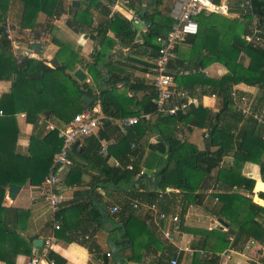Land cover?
Masks as SVG:
<instances>
[{
    "label": "trees",
    "instance_id": "16d2710c",
    "mask_svg": "<svg viewBox=\"0 0 264 264\" xmlns=\"http://www.w3.org/2000/svg\"><path fill=\"white\" fill-rule=\"evenodd\" d=\"M12 1L24 5V12L18 25L12 26L18 27L21 31L31 30V34H34L39 40L43 34L51 32L53 19L61 17L68 11L70 13L74 11L66 5V0ZM215 1L220 2V0ZM250 1L252 13L248 12L244 15L246 21L230 19L216 13L200 15L197 19L198 34L190 36L185 42L192 47L190 59H176V72H171L179 85L186 86L187 81L189 84L207 85L210 88L207 93L216 95L219 99L220 109L217 113L202 105L197 108L191 106L189 110V113L193 114L189 124L192 127L208 129L209 136L206 138V148L203 151H199L194 145L181 142L175 137L178 123L186 119L188 115L184 116L179 113L177 116H164L158 114L155 103L156 89L152 85L145 86L140 82L132 83L128 76H121L122 73L113 68V65H124L120 60L114 61L111 57L110 62H107V51H112L117 47L130 48L140 55L147 53L150 59H156L161 47L160 39L169 34L174 24V20L170 16L172 8L166 7L165 12L160 10V7L164 6V0L154 1V4L151 5L154 8L153 12L149 11L150 7L148 6L145 17L141 16V0H131L134 8L137 3L140 4L136 11L148 26L145 33H141L140 29L123 16L117 15L114 19H110L111 0H107L109 5H105L102 0H85L86 5L80 18L69 19L67 25L76 33L88 32L90 39L99 47L101 46V50L95 48L91 54L92 61L87 62L79 52L53 38V43L60 46L56 55L60 67L54 66L51 61L27 57L18 63L10 51L9 42L1 38V34L6 28V18L0 12V81L12 82L11 92L3 95L0 99V111L4 113V116L0 117V242L7 246L8 251L11 249V242L19 244L21 240L12 233L13 228L6 222L5 215L12 212L18 215L27 212L4 207L6 189L10 185L23 187L28 181L32 186H41L51 172L58 170L54 166V158L63 146V139L59 137L58 130L50 131L46 135L37 133L40 126V114L53 119L58 127L65 128L77 114L91 109L97 104H100L101 110L110 120L142 117L143 115L156 118L155 122L141 118V123L131 128L126 134H122L117 126L114 128L119 133L120 144H123L124 147L123 158L119 162L123 167L133 165V170L108 165L109 154L105 157L100 154L102 149L100 141L107 138L102 131L95 138L94 144L89 136L86 140V150L80 154L72 151L70 158L75 162L78 158L98 165L99 177L91 189L98 184L104 186L110 183L113 187L119 186L121 183L130 185L138 178L139 182L128 191V196L123 200V207L114 214L110 212L108 204L102 203L96 195H91V190H89L90 201L73 205L74 211L77 215L79 214L77 223L70 224L63 211L57 214V219L60 221V229L57 230L59 238L70 243L79 241L89 245V239L99 230L104 229V217L101 214L100 206L96 205L98 202L107 209V217L111 224H124L127 238L134 242L136 235L143 233L152 243L156 241L157 230L150 227L147 213L145 217L148 225H145L146 221L142 222L136 226L139 232L132 233V221L137 218L135 217L137 211L132 209L131 202L134 200L154 202L160 192H164L169 187L176 189L177 192L165 193L160 208L165 212H172L171 209H176L180 205L179 216L183 223L188 208L193 204L203 203L204 197L197 191L209 180L211 173L218 168L215 183L220 193L213 197L218 199L217 203L208 209L221 221H228L237 230H229L228 233L215 230L218 238L224 240L223 246L218 250L208 251L222 253L231 247L236 248L248 240H256L264 244V229L259 221L264 208L255 204L245 194L240 193L244 191L252 194L255 189L256 181L243 175V169L249 163L259 166L261 179L264 182V125L252 118L246 119L237 113L233 98L234 87L245 84L257 87L262 92L261 100L264 99V42L255 46L245 40V36L253 31L254 17L258 20V27L262 30L264 39V0ZM239 4L240 2L232 6L231 13L243 15ZM96 7L101 8L103 18L95 26L93 9ZM39 13H45L52 20H49L45 28L37 32L35 30ZM109 33H112L113 36L110 37ZM105 47L108 48L107 51ZM178 48L179 46L177 51ZM140 49L144 51L138 52ZM120 54L126 62L150 66L149 63L142 62V60L123 57L122 50ZM245 57L250 60L248 64L245 63ZM214 63L224 65L229 72L218 80L206 79L202 74L189 75V77L178 74L181 69H188L191 66L205 69ZM78 66H82L89 72L96 88L87 82L81 84L74 78L73 72ZM105 67L108 68L106 73L103 71ZM148 71L147 68L144 73H148ZM121 84L129 85L130 93L145 92L135 105L134 110L131 105H134L136 98L126 96L128 101H124L117 95L116 89ZM84 97L92 101L90 106L83 102ZM259 102L262 103V101ZM122 105L125 108H122ZM127 106L129 107L126 108ZM137 109L140 110L137 111ZM256 110H258L257 104ZM21 112L26 113L27 122L34 126L36 132L31 137L32 155L26 158L32 164L28 163L27 167L18 163L21 157L15 153L14 146L17 135L15 116ZM109 119L104 121L107 128L110 127ZM152 135L167 146L166 157L162 160L160 169L156 173L159 179L156 189L151 188L149 184L145 185L147 176L142 172L139 164L144 153L142 140ZM230 155H235L232 166L220 167L224 158ZM129 156L136 158L135 161L130 162ZM129 162L130 164H128ZM78 165L77 163L76 166ZM164 165V170L160 172ZM29 166L31 169L27 172ZM234 186H237L239 190L234 192ZM260 197L264 199V193H261ZM208 203L210 205L212 202ZM62 217L63 219H61ZM142 230L143 232H141ZM232 236L235 237L233 243L229 239ZM24 244L27 247L23 252L32 255L33 243L30 241V244L25 242ZM171 255L173 253L169 250L160 257L159 263L164 262L165 264L168 260L170 264L169 260L174 257ZM9 256H12V252H9ZM198 256H194L192 264H218L216 257L200 261ZM48 258L55 260L56 264H65V260L54 252H50ZM225 259H223V264ZM130 260L132 257L129 258ZM122 262L126 264L125 259Z\"/></svg>",
    "mask_w": 264,
    "mask_h": 264
},
{
    "label": "crops",
    "instance_id": "0c3cea01",
    "mask_svg": "<svg viewBox=\"0 0 264 264\" xmlns=\"http://www.w3.org/2000/svg\"><path fill=\"white\" fill-rule=\"evenodd\" d=\"M73 1L74 0H66V5L68 7H71L74 11H72L71 13L68 11L66 14H63L57 19L52 20L47 17L45 13H39L37 18V28L35 31L39 32L43 28H45V25L49 20H52L51 23L53 27L50 33L46 32L45 34H43L40 40L38 39V42L43 43V51L36 54V59L47 60L51 62L54 58L57 59L56 55L60 49V46L53 43V38L61 42L62 44H67L70 49L79 52L80 56L87 62L92 61L91 54L93 53L95 48L101 50V46L99 47L98 45H96V43H94L92 39H90L88 32L76 33L68 27L67 21L69 19L80 18L81 12L86 5L85 0H76L79 1V6L77 8H74L72 6ZM102 1L105 5H109L107 0ZM114 1L115 0H111L110 6ZM240 1L241 0H220V2L230 3L231 7L234 6L235 3H238ZM176 2L177 1H174V5ZM136 5L137 7H139L140 4L137 3ZM133 9L135 8L133 7ZM23 10L24 5L20 2L14 3L12 0H0V12L6 18V26L8 25L12 28H18L12 25H18L21 15L24 12ZM93 13L94 24L96 26L103 18V13L101 8L98 7L93 9ZM135 13H137L136 10ZM232 15H238L237 17H239V13H231L229 17H231ZM231 19L235 18L231 17ZM241 20L242 19H240V21ZM144 29L145 28L142 25L140 27L141 33L142 31H144ZM26 31H28L29 33L32 32L31 30ZM29 33H26L25 35H28ZM109 36L112 37L113 34L109 33ZM191 48V45L187 43H183L179 46L178 51L176 52V57L170 64L171 72H176V59H190ZM102 49L104 50V48ZM105 50L107 51L108 48L105 47ZM121 50L123 57L142 60V62L149 63L150 66L147 67L142 63H135L130 61L126 62L121 58ZM142 51L144 50H138V52ZM107 52V62H110V58L112 57L114 61L120 60L121 64H124L117 66L113 65L114 69L122 73L121 76H128L132 83L140 82L145 86L151 85V77H149V75L155 59H150L147 56V53H145V55H140L137 54L135 50H131L130 48L121 49L118 47L112 51ZM41 54L45 56V58H40L39 56ZM245 59V63L248 64L249 59H247L246 57ZM78 68L83 69L82 66H78L75 71ZM147 68L149 69L148 73H144V70H146ZM83 70L89 76L87 83L90 84V86H92L93 88H96L93 77L89 74L88 71H86L85 69ZM107 70V67L103 69L105 73L107 72ZM204 70L209 74V76L206 77L204 74L202 75H204V77L209 80H218L229 72V70L220 63L211 64ZM175 84L177 100L182 101L185 99H189L192 102L191 106L197 108L198 106L202 105L203 107L211 110L214 113H217L219 111V99L216 95L214 96L213 94L207 93L210 90L207 85L200 83L189 84V81H187V83L185 84L186 86H182L179 85V82H177V80H175ZM11 85V81H0V99L3 95L9 94L11 92ZM116 90L118 93L126 91V96L128 98H136L134 105H131L133 110L135 109V105L141 100L145 93L144 91H140L138 93H130L129 85L125 84L119 85ZM234 91L238 96H246L250 100L255 101V103L257 104V109L264 112V108H260V106H264V99L261 100L262 92L259 91L257 87H250L245 84H240L234 87ZM259 101H262V103L260 102L262 104L260 106ZM98 105L100 106V104H97V106ZM128 107L129 106H127L126 108ZM122 108H125V106L122 105ZM139 110L140 109H137V111ZM2 116H4V113L3 115H0V117ZM40 118V126L39 129H37V133H41L44 135L48 133V130L46 129V121L51 122L58 127L53 119H49L43 114H40ZM192 118L193 114L190 112L186 119L178 123V129L175 137L181 142H188L194 145L197 150L203 151L206 148L205 135L208 132V129L206 127H192L189 124ZM15 119L17 125V135L15 136L16 141L14 145L15 153L21 157L18 163L27 167L28 163L32 164L28 162L26 158H29L32 155L30 150L31 137L36 132L34 126L27 122V115L25 112L18 113L15 116ZM147 119L153 120V122L156 121V118L151 117L150 115H148ZM105 126V123H103L100 126L99 130L95 134L91 135L90 139L93 140L92 142L94 144L95 138L99 136V132L101 131L105 134V136H107V138L100 141L102 146L107 147V153L102 154L100 152V154L103 157L109 154V159L107 162L108 165L117 167V164L120 163V159L123 158L124 147L123 144H120L119 142V133L114 130L116 126L115 122L110 120V127L107 128ZM87 138L88 137H86L84 141H81V151H77L75 150V148H73V151L78 154L84 152L86 150ZM142 143L144 145V153L142 158L139 160L140 168L142 172L147 176V180L150 179L153 181L156 177V173L160 169L162 160L166 157L167 146L161 143L160 140L154 135L143 138ZM130 158V162H133L136 159L134 157ZM234 160L235 157H233V155L225 157L220 167H224L226 165L232 166ZM72 162L73 164L70 167L60 169L58 168L56 172H51L54 173L59 179L60 189L64 194V202L61 211L64 212V216L72 225L79 221V214L77 215V213L74 211L75 209L73 208V205L90 201L89 190H91V195H96V197L99 198L102 203L108 204L111 212V209H113V207L115 206L119 207V209L123 207V200L128 196V191H130L139 182L138 178L130 185H124L121 183L119 186L113 187L110 183L104 186L98 184L95 188L91 189L92 185L95 183V180H97L99 177L98 165L91 164L85 160H79L78 158H76V162L74 160H72ZM130 162L128 164H130ZM77 163L79 164L78 166H76ZM149 164L152 168L151 176H149L147 173V167ZM122 168L126 170V166H122ZM30 169L31 166H29L27 172H29ZM218 170V168L215 169L209 176V180L205 182L203 187L197 191L198 194H201V196L204 197V201L202 204H193L188 208L186 215L184 216V221L182 223L183 231L181 234L175 235L176 241L174 244L168 243L163 238L161 232L158 229H156V241L151 243V241L147 239V236L145 234L137 233L138 235H136L134 242L126 236L123 237L132 241V243L129 244L125 242L122 243L119 239V234L122 232V229L108 232L107 230H105V228L99 230L90 239L89 237H87V239H89V245L80 243L79 241L71 243L67 242L64 239L59 238V236H57L58 232L54 229V219L57 218V216H55L49 204L45 201V180L43 181L42 185L38 187L32 186L28 181L23 187H21V190L15 200H11L10 198H8L7 188L5 200L3 203L4 207L10 210L25 211L27 213L18 215L15 212H12L5 215L6 222H8L10 224L9 226L13 228L12 233L18 236L21 241L19 244H13L11 242L10 251H8L9 249H7V246L4 243L0 242V264H26V262L33 255L46 254V256L48 257L50 252H54L58 256L63 258L65 260V264H116V262L113 260V257H107V254L110 253V250L107 246V241L109 238L115 240L121 247H126V249L120 256V258L126 260V264H164V262L159 263L160 257L166 254L169 250L171 251V253H173V255L171 256H175L180 248L182 250H185L186 248L202 249L206 251L218 250L219 248H221V246H223L224 240L218 238V234L215 233V230H219L223 233H228L229 230H237L236 227L229 224L228 221H221L208 209V207H213L218 201L217 198H213L215 195L220 193L217 190V184L215 183V178ZM247 174H249L251 178L253 177L252 179L256 181V185L253 193L247 194L248 196H246L249 197V199L251 198V200H253V202H255L256 204L258 203L261 205V207H263L264 199L260 197V194L264 193V182L261 179L259 166L250 163L247 164L243 169V175L247 176ZM147 184L148 182L145 185ZM243 193L245 192L243 191ZM209 201L212 202L210 203V205L208 203ZM100 207L105 208L103 204H101ZM171 210L172 212L167 213L180 215V205L177 206L176 209ZM145 214L146 213L144 211L135 212V217L137 218L132 221V231H134L135 227L139 226L140 223H144L147 220ZM61 219H63V217ZM112 225L124 226L123 223ZM145 225H148L147 221L145 222ZM150 227L154 228L152 225H150ZM141 232H143V230ZM53 235L56 236L57 242L53 244L50 249H48L45 247L44 242ZM36 237L43 241V246L40 248H36L34 246ZM232 238L233 240L230 241L231 243H233L235 240L234 236H232ZM30 241L33 243L32 255H27L23 252L27 247L24 242L30 244ZM9 252H12V256H9ZM15 253L16 255H14ZM220 254H222L223 258L218 259V264H223V259L225 258L226 259L224 264H255L252 260L264 261V252L262 251V245L256 240H248L244 243H241L238 247H231L223 251L222 253L220 252ZM130 257H132V260L129 261ZM193 259L194 257L189 256L188 253L182 251L180 253L179 264H192ZM198 259L200 261H204V259L206 258L198 256ZM43 264H47V260H44ZM165 264H169L168 260L165 262Z\"/></svg>",
    "mask_w": 264,
    "mask_h": 264
},
{
    "label": "built area",
    "instance_id": "2783aa9c",
    "mask_svg": "<svg viewBox=\"0 0 264 264\" xmlns=\"http://www.w3.org/2000/svg\"><path fill=\"white\" fill-rule=\"evenodd\" d=\"M176 1L177 2L173 6L170 13L171 18L174 20V24L169 34L165 38L160 39L161 47L156 59L154 60L153 67L151 68L149 75V77H151V85L157 92L155 102L157 113L164 116H177L179 113L187 116L192 105V102L189 99L182 101L177 100V93L175 92V77L170 71V64L176 57L177 47L185 43L190 36L198 34L199 23L197 19L200 15L216 13L222 16H229L232 10L231 4L228 2L218 3L215 0ZM239 8L243 12V15L239 13V18L246 21L244 15L248 12L252 13L251 1L241 0ZM117 15L125 17L131 21L134 26L142 24L145 28L142 33L147 32L148 26L144 23L141 16L135 13L131 0H115L111 4L109 18L114 19ZM252 27L253 31L251 34L245 36V40L256 46L264 42V39L262 37L263 32L258 27V20L255 17L252 21ZM26 33L29 32L21 31L19 28H12L7 25L1 34V38H4L7 42H9L10 51L18 63H20L24 57L35 58L37 54V52L31 48V44L38 42V39L34 34L29 33L28 35H25ZM178 74L180 76L197 74H204L206 77L209 76L204 69L197 67L181 69ZM233 98L234 108L237 113H240L246 119L252 118L258 123L264 125V112L256 110L255 101L250 100L246 96H238L235 93ZM0 115H3L2 111H0ZM141 118L147 119L148 115H143L142 117L121 118L117 120L111 119V121L115 122V125L122 134H126L131 128L141 123ZM107 119L109 118L105 116L101 107L98 105L77 114L65 128L57 127L55 124L46 121V129L48 132L58 130L59 137L63 139V146L54 158V166L59 169L70 167L73 164L70 155L75 144L78 141L81 142L86 137L95 134ZM208 136V133H206L205 137L207 138ZM101 153H107L106 146H102ZM117 167H122V165L119 163L117 164ZM126 169L130 171L133 170V165H127ZM247 176H249V174H247ZM59 182V179L54 173L49 174L45 178V201L49 204L55 216H57V214L61 211L64 202V194L60 189ZM238 190L239 188L237 186L233 187L234 192ZM173 192H177V190L169 187L164 192H160L157 200L154 202L144 200H134L131 202V207L134 211H144L148 214L149 223L154 228L158 229L163 238L170 244L175 243V235L182 233L183 224L179 215L168 214L163 211L160 208V203L164 199L165 193ZM257 205L260 204L257 203ZM118 211L119 207L115 206L111 210V213L114 214ZM259 221L264 229V213ZM54 229L56 231L60 229L59 220H57V218L54 219ZM229 239L230 241L233 240L232 237ZM56 242L57 238L53 235L44 242V245L46 248L50 249ZM182 251L188 253L189 256L194 257L199 255L209 260L214 257L218 259L223 258L220 253H213L202 249L186 248L185 250H182L180 248L177 254L171 258L170 264H179L180 253ZM262 251L264 252V244L262 245ZM107 257H112L111 253H108ZM44 260H47V264H56L55 260L49 259L46 254H35L26 262V264H43ZM252 261L255 264H264V261Z\"/></svg>",
    "mask_w": 264,
    "mask_h": 264
},
{
    "label": "water",
    "instance_id": "95a60500",
    "mask_svg": "<svg viewBox=\"0 0 264 264\" xmlns=\"http://www.w3.org/2000/svg\"><path fill=\"white\" fill-rule=\"evenodd\" d=\"M155 0H141L142 2V11H141V16L145 17L147 10H148V6L153 5ZM72 6L74 8H77L79 6V1L74 0L72 2ZM31 48L33 50H35L37 53H41L43 51V43L42 42H34L31 44ZM52 63L54 64V66L56 67H60V63L58 62V60L56 58H54L52 60ZM101 69V67H99ZM74 78L81 84L87 82L89 76L88 74L82 69V68H78L74 73H73ZM83 102H85L88 106H90L92 104V101L87 98L84 97L83 98ZM75 150L77 151H81V142L78 141L75 146H74ZM165 168V165L163 166V168L160 170V172H162ZM164 178V177H163ZM139 181V180H138ZM148 184L150 185L151 188L156 189V187L158 186V182L159 179L156 176L154 178V180H147ZM21 190L20 186L17 185H10L8 188V198H10L11 200H15L17 195L19 194ZM97 206H100L99 203H96ZM100 211L102 216L104 217V228L105 230H107L108 232H113L117 229H122V232L119 234V239L120 241L123 243H129L131 244L132 241L127 239V238H123L126 235V229L123 225H118V226H113L110 222L109 219L107 217L108 212L106 210V208L104 207H100ZM221 229V228H220ZM34 246L36 248H40L43 246V241H41L39 238H35L34 241ZM107 246L110 250L111 256L113 257V260L116 262V264H123L122 262V258H120L121 254L124 252V250L126 249V247H121L115 240H113L112 238H109L107 241Z\"/></svg>",
    "mask_w": 264,
    "mask_h": 264
},
{
    "label": "rangeland",
    "instance_id": "374dc122",
    "mask_svg": "<svg viewBox=\"0 0 264 264\" xmlns=\"http://www.w3.org/2000/svg\"><path fill=\"white\" fill-rule=\"evenodd\" d=\"M174 1H176V0H165L164 6L160 7V10H162L163 12H165V8H166V7H171V8H173ZM106 5H108V4H106ZM135 7L138 8L137 5H136ZM149 7H150L149 11H150V12H153L154 8H153L151 5H150ZM136 8H135V10H136ZM171 10H172V9H171ZM237 16H238V15H232L231 17L240 20V18L237 17ZM227 17L231 19V17H229V16H227ZM241 21H243V20H241ZM141 26H142V24H140V25H136L135 27L140 29ZM39 57H40V58H45V56H43L42 54H41ZM248 61H250V60H248ZM191 68H193V67H191ZM205 69H206V68H205ZM186 77H189V76H186ZM259 91H260V90H259ZM117 95H118L121 99H123L124 101H128V100H127V97H126V91H122V92H120V93L117 92ZM118 96H117V97H118ZM260 105H262V104L259 102V106H260ZM260 108L262 109V108H264V106H260ZM188 115H189V114H188ZM207 133H208V132H207ZM205 138H206V137H205ZM233 157H235V155H233ZM151 172H152V168H151V165L149 164L148 167H147V173H148L149 176H151ZM240 193L245 194V195L248 194V193H243V192H240ZM247 196H248V195H247ZM248 198H249V197H248ZM250 199H251V198H250ZM252 201H253V200H252ZM254 203H255V202H254ZM255 204H256V203H255ZM137 231H138V229L135 227L134 231H132V232L135 234ZM261 245H263V244H261Z\"/></svg>",
    "mask_w": 264,
    "mask_h": 264
}]
</instances>
